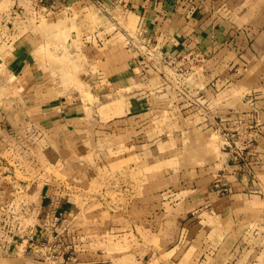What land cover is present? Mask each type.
I'll use <instances>...</instances> for the list:
<instances>
[{"label":"crops","instance_id":"0c3cea01","mask_svg":"<svg viewBox=\"0 0 264 264\" xmlns=\"http://www.w3.org/2000/svg\"><path fill=\"white\" fill-rule=\"evenodd\" d=\"M162 73L163 83L145 85ZM76 76L99 99L130 88L148 96L132 99L133 109L176 108L187 148L213 155L194 170L205 173L194 174L176 218L197 212L192 230L211 237V264H232V251L241 254L233 264H256L252 252L264 251V0H0V264L99 257L78 241L64 252L53 243L66 221L76 230L77 211L47 198L31 175L45 169L44 156L68 154L86 129L80 114L89 102L77 98ZM122 251L118 264L134 258Z\"/></svg>","mask_w":264,"mask_h":264},{"label":"rangeland","instance_id":"374dc122","mask_svg":"<svg viewBox=\"0 0 264 264\" xmlns=\"http://www.w3.org/2000/svg\"><path fill=\"white\" fill-rule=\"evenodd\" d=\"M16 13L14 8L13 16ZM37 16L44 19L40 13L34 14V18ZM47 18L51 19V14ZM123 39L124 45L131 47L125 34ZM75 79L77 98L89 102L80 114L86 119V129L70 140V150L65 149L68 154L44 156L45 169L31 172L36 175L32 178L43 184L47 198H58L65 206L70 201L77 211L76 230L70 229L74 225L68 229L66 221L65 230L53 243L63 252L69 243L86 245V254L99 256L90 264H118L115 255L122 250L134 258L129 256L120 264H211L212 251L206 250L211 237L198 236L205 250H196L198 238L192 229L196 227L197 212L183 221L176 217L180 201L191 190L189 182L195 180L194 174L201 177L205 173L194 170L204 167L213 155L187 148L176 108L160 106L155 114L147 106L133 109L132 99L139 98L143 103L147 93L134 97L138 91L127 88L123 94L112 91L107 99H99L94 90L91 96L77 76ZM165 79L162 73L143 81L148 85L147 81L163 83ZM171 81L177 84L180 79L173 76ZM169 114L175 119L172 123L165 120ZM106 117L113 121H100ZM52 159L59 160L54 169ZM27 221L31 225L36 220ZM180 227L188 233L184 230L181 234ZM41 240L46 243L52 239L44 234ZM252 254L256 264H264V251ZM239 258L241 254L232 251L227 259L233 264Z\"/></svg>","mask_w":264,"mask_h":264},{"label":"built area","instance_id":"2783aa9c","mask_svg":"<svg viewBox=\"0 0 264 264\" xmlns=\"http://www.w3.org/2000/svg\"><path fill=\"white\" fill-rule=\"evenodd\" d=\"M145 47H148V44H146V45H145ZM141 63H143V58H142V59H140V62H139V64H141Z\"/></svg>","mask_w":264,"mask_h":264},{"label":"bare ground","instance_id":"6f19581e","mask_svg":"<svg viewBox=\"0 0 264 264\" xmlns=\"http://www.w3.org/2000/svg\"><path fill=\"white\" fill-rule=\"evenodd\" d=\"M156 66V65H155ZM181 78V77H180ZM178 79V78H177ZM184 79V78H183ZM183 84V83H182Z\"/></svg>","mask_w":264,"mask_h":264}]
</instances>
